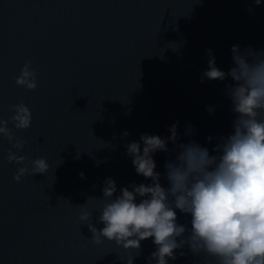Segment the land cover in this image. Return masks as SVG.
Instances as JSON below:
<instances>
[{
  "label": "water",
  "instance_id": "obj_1",
  "mask_svg": "<svg viewBox=\"0 0 264 264\" xmlns=\"http://www.w3.org/2000/svg\"><path fill=\"white\" fill-rule=\"evenodd\" d=\"M234 45L264 49V0H0V119L20 103L32 114L27 130L8 125L26 142L25 165L7 162L12 145L0 136V264H126L137 255L106 240L92 244L75 206L102 198L109 177L115 195L150 183L126 155L143 133L167 138L178 121L181 142L194 139L215 154L218 138L233 130L231 80L201 83V74L208 49L227 72ZM28 60L38 74L34 91L15 83ZM188 126L192 136L183 135ZM170 157L157 152L156 171ZM37 158L48 173L15 182L17 168L31 169ZM103 203L88 205L98 229ZM177 216L191 227L190 216ZM155 250L151 238L142 241L133 264H148ZM175 254L168 264H205L187 247Z\"/></svg>",
  "mask_w": 264,
  "mask_h": 264
},
{
  "label": "clouds",
  "instance_id": "obj_2",
  "mask_svg": "<svg viewBox=\"0 0 264 264\" xmlns=\"http://www.w3.org/2000/svg\"><path fill=\"white\" fill-rule=\"evenodd\" d=\"M255 3L259 5L260 0ZM207 55L208 67L201 74V83L205 79H230L225 92L235 115L232 132L218 138L212 149L215 154L194 139L181 142L178 121L170 126L167 138L143 133L139 142L125 146L126 155L136 174L150 183H133L115 195L116 182L109 177L104 182L102 198L88 197L85 204L75 206L79 209V222L92 234V244L101 246L106 240L125 252L137 253L129 255L126 264H133L140 255L141 242L150 238L156 250L150 254L148 264L153 260L168 264L185 247L193 256L203 257L205 264L209 259L215 264H264V49L232 46V66L227 72L216 66L211 49ZM37 75L28 60L15 83L34 91ZM207 110L213 114L211 107ZM10 111L14 114L8 120L0 119V136L15 149H9L6 159L9 164L25 165L28 158L19 153L26 142L17 138L8 125L27 130L32 114L23 103L10 106ZM194 133L195 129L188 126L183 135ZM123 135L129 134L125 131ZM212 139L207 137L208 142ZM157 152L171 154L163 173L156 171ZM30 163L31 169L17 168L15 182L49 171L45 158ZM100 163L97 161V166ZM162 176L167 186L161 184ZM100 199L104 203L98 209L96 223L103 224V228L98 229L88 205ZM177 211L191 217L190 228L178 223ZM179 255L186 253L180 251Z\"/></svg>",
  "mask_w": 264,
  "mask_h": 264
}]
</instances>
